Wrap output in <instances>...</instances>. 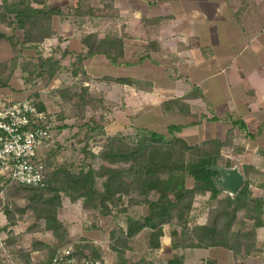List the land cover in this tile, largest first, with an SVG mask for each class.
I'll return each instance as SVG.
<instances>
[{
	"label": "crops",
	"instance_id": "obj_1",
	"mask_svg": "<svg viewBox=\"0 0 264 264\" xmlns=\"http://www.w3.org/2000/svg\"><path fill=\"white\" fill-rule=\"evenodd\" d=\"M86 1L94 9L77 16L75 8L78 0H46L48 7H58L61 13L52 17L55 33L45 37L42 42L59 44L63 50L68 49L70 53L65 55L67 57L75 50L84 49L83 34L119 31L124 38V53L127 54L129 50V58H125V54L122 58L125 62H112L103 68L108 58L101 53L83 60L88 73L96 64L102 75L108 73L113 78L128 77L133 80L131 83L112 80L117 91H120L118 99L113 102L117 104V109L128 111L130 116L141 112L142 118H154L153 123L159 119L162 131L172 123L184 124L176 135L188 143L200 142L207 137L200 135L194 142L188 141L187 133H183L185 128L191 126L204 130L206 124L211 126L212 123L222 128L225 123L229 129L239 127L234 120L242 119L249 129L246 133L253 134L258 147L264 148V0H110L112 10H109V0ZM34 5L42 6L37 2ZM5 27L12 26L5 24ZM143 45L146 49L141 53L139 47ZM142 55L145 56L142 58ZM176 98L188 104V112L181 111L175 105L174 108H166L165 102ZM198 111L207 115L201 120L190 119ZM197 120V123H193ZM116 121L120 122L119 119ZM150 122L141 124L151 129L150 124L153 123ZM251 127L258 128L259 132L251 131ZM215 136L222 137V134ZM260 195L264 197V189ZM65 205L69 206L68 203ZM90 209L96 212L93 215L99 220L101 217L98 215L102 212L92 207L85 208L87 211ZM110 214L102 213V216ZM2 216L3 212H0V237L4 239L1 238L12 258L22 263L16 251L19 246L31 252L32 262L47 258L45 249L56 244L55 237L51 236L53 233L47 231L45 234L53 237V241L38 238L33 234V229L15 230L19 226L15 220L6 224ZM113 217L118 216L114 214ZM206 221L207 216L204 220L200 217L196 222ZM65 222L72 236L78 233V223L68 219ZM125 222L124 227L108 228L96 223L82 228L83 233H79L82 239L101 249V256L106 261L104 264H130L142 257L147 264H167L176 254L184 256L185 264H230V261L231 264H264V225L257 228V248L244 255L221 245L186 246L178 250L167 244L162 236L158 247L150 246L148 241V249L156 252L139 253L138 256L131 254L135 250L132 240L123 259L112 245L114 234L110 230H126ZM97 229L109 233L111 250L117 252L113 254V260L105 257L106 245L102 242V234L95 232ZM27 234L34 235L31 236L33 242L44 241V249L33 248L32 241L26 240ZM9 236L17 239L16 242L7 241ZM168 251L170 255L167 257L165 254Z\"/></svg>",
	"mask_w": 264,
	"mask_h": 264
},
{
	"label": "rangeland",
	"instance_id": "obj_2",
	"mask_svg": "<svg viewBox=\"0 0 264 264\" xmlns=\"http://www.w3.org/2000/svg\"><path fill=\"white\" fill-rule=\"evenodd\" d=\"M108 5L109 10H112V2L110 0L108 1ZM0 11H4L2 4H0ZM6 18L8 17H5V19ZM4 20H2L0 16V96L8 98V101L32 98L36 100V103H43L46 106L45 110L56 116V122L54 124V126H56L54 128V141H52L51 145L42 150L41 153V157L46 164V170L51 173L58 166H66L72 170L93 166L97 169L98 174H101L105 166L129 167L137 159H140V157H137V159H116L112 161V157L108 156L105 158L103 152L104 150L106 151L112 148L133 149L137 145L138 139L142 133L140 128H148L141 123L144 125L149 124L150 121L153 123L152 120L155 119L148 118L147 120L145 117L142 118L141 112H137L136 115L133 114L130 116L128 115V111L122 108L117 109L115 107L117 104L113 102L118 99L120 91H117L116 85L112 82V76L108 73L102 75L96 64L91 68V73H88L84 68L83 62L77 59L78 53H85L84 49L75 50L71 56L65 57L62 56L63 48L58 50L59 44H46L43 43L42 40L23 44L22 39L24 31L20 29L12 31L13 27H5ZM43 27L44 26L39 25V27L33 31L32 35L40 37ZM12 32L17 38V44L15 46L10 43L8 38L1 35L2 33L12 34ZM116 32L119 33V31ZM145 49L143 45L139 47V52L143 53ZM51 53H55L57 57L61 58L60 66L57 69L58 71L50 79H48L49 75L47 74L38 77L36 70L40 67L41 58ZM128 56L129 50L128 53L125 54V58H129ZM111 63V60L106 59V63L102 67L109 66ZM75 70L78 72L74 73ZM104 70L108 71L109 69ZM4 81H6L7 84H2ZM114 113L116 115H114ZM205 114L207 115V113L198 111L195 113V116L190 119L198 118L201 120L204 118ZM116 119H119L120 122L116 121ZM156 121L150 124L152 125L151 129L165 132L169 139H171L172 135L168 133L167 129L165 131L161 130L163 126H160V120L158 119ZM63 124H67V126L62 127ZM198 128L199 131L196 132ZM248 131V128L245 130L238 126L228 129L225 123L222 128L216 126L215 123H212L211 126L206 124L204 130L200 129V127L190 126L183 130L185 135L187 133L188 141L194 142L195 138L200 135L207 138L202 139V141L200 140V142L189 143L193 146L191 148L183 147L180 142L174 143V140L172 141L173 144L170 143V146L175 151L176 156L185 159H197L204 152L211 151L218 157L217 162L219 164L226 165L230 163L231 166L236 164L239 165L246 178L250 180V187L253 193L260 195L261 190L264 189V148L258 147L254 140L255 136L246 133ZM251 131L255 133L259 132L258 128L255 127H251ZM210 132L212 133L210 134ZM220 133L222 137L215 136ZM210 135H212V137H210ZM213 138H217L222 142L221 147L219 143L212 141ZM208 141L210 143H207ZM125 179L127 181L126 188L123 189L122 192L115 193L113 197L108 200V204L111 208L110 213L117 215V218H114L111 214L102 216V213H100L98 216L101 218L99 220L95 219L93 214H96V212L92 209H90V211L85 210L86 207L84 206L83 198L75 202L65 192H61L62 202L58 208V218L62 220L63 223L66 219L78 223L77 227L79 231L75 235H71V237L67 236L66 240L69 241L60 244L70 241H81V233L79 232H82V228H89L92 224H100L102 228L111 226L124 227L128 215L143 216L147 214L148 202L146 199L153 198L155 196L154 191L142 193L133 175L126 176ZM104 180L105 176L98 175L96 178V186L103 189ZM188 180V185L192 186L193 178L188 177ZM31 193L32 189L20 187L16 184L0 187V212H3L2 217L4 218V222H6V224L11 222L8 216L9 210L14 216L13 220L19 225L15 230H20L21 228L23 231L33 226V234L35 236L37 235L38 238L45 237L53 241V237L51 236H54V234L50 237L45 235L47 231H49L50 234H52L53 231L44 227V221L38 224L35 223L36 214L33 212L32 208H28L25 211L21 210V208L27 204L28 196ZM45 194L48 196L50 193L46 192ZM206 194H196L192 206L189 209L184 206H178V208L174 209L172 219L163 224V234L161 237L163 236L167 244L176 248L173 244V237L171 234L174 229L178 231V236L175 238L180 241V245H183L177 247L178 250L184 249L188 244L197 242L195 238V235L199 232L197 228L198 223L196 222L197 219L199 220L200 217H203L204 220L206 216H209L208 214L211 215L213 210L221 205V200L210 203L208 201L209 193ZM64 202L68 203L69 206L65 205ZM73 204H76V206ZM182 210L184 211L183 215H181ZM247 215L248 212L244 209L238 212V223L233 226V231L240 229L239 222L242 220L249 221ZM17 219L21 220L17 221ZM64 225L68 226L66 222ZM97 230L95 232L97 235L102 234L104 239L102 242L106 245L105 250L107 254H105V257L109 260H113V254L117 252L111 250L109 233L103 232L102 229ZM32 235L27 234V242H30ZM1 238L2 237H0V257L5 258L6 256L3 255H7L10 258L11 264L17 262L16 259L11 257L3 241L4 239L2 238V240ZM132 240L135 244V252L133 251L134 253H131L132 256H138L139 253L144 252L149 254V251L153 253L156 252V250L152 251L148 249V229L141 232ZM113 242L121 247L122 241L118 242L117 238H113ZM31 243L33 246V241ZM69 244L74 245V243ZM255 247L257 248L256 245ZM48 248L45 249V252H47ZM39 249H44L43 244L39 245ZM262 252L264 256V249H262ZM37 254L40 253L38 252ZM165 255L168 257L170 252L168 251ZM102 259L105 261L104 257H102ZM231 262L232 261H230V264Z\"/></svg>",
	"mask_w": 264,
	"mask_h": 264
},
{
	"label": "trees",
	"instance_id": "obj_3",
	"mask_svg": "<svg viewBox=\"0 0 264 264\" xmlns=\"http://www.w3.org/2000/svg\"><path fill=\"white\" fill-rule=\"evenodd\" d=\"M41 3L42 6H35L34 3ZM4 11H0V16L6 25L13 27L12 31L19 28L24 31L22 42L28 43L31 41L44 40L55 33L52 27V17L54 14L61 13L58 7H48L46 0H3ZM94 8L90 7L88 1L78 0V6L75 8L77 16H83L87 11ZM8 15V16H6ZM44 26L41 30L40 37L32 35L33 31ZM8 38L10 43L15 46L17 38L12 34H1ZM85 53L79 54L77 59L82 61L94 54H104L114 64L125 62L124 57V38L123 35L116 31H105L103 34L100 31L85 33L82 36ZM61 46L58 50H61ZM70 53L68 49L62 50V56ZM145 55H142V58ZM61 63V58L55 53L48 56H43L40 60L38 77L44 74L49 75L48 79L52 78L58 71ZM48 65V66H47ZM47 67V68H46ZM78 71L75 70L74 73ZM113 80L131 83L132 79L128 77H111ZM2 84H7L4 81ZM1 86V83H0ZM40 109H45L46 106L40 102L37 103ZM179 106L183 112H188L189 107L181 99H172L165 102L166 108H174ZM214 117V116H213ZM199 120L194 121L197 123ZM234 124H239L240 128L246 129L245 121L235 119ZM67 126L63 124L62 127ZM184 124L172 123L168 125L167 131L172 135L169 139L165 132L149 128H140L141 135L137 145L133 149H110L104 150L103 156L112 157V161L130 160L137 157L129 167L105 166L104 171L98 174L95 167H81L79 170H72L66 166H58L51 173L46 170L44 183L42 185H27L14 183L17 186L32 189V193L28 196V202L21 208L22 211L32 208L36 214L35 223L38 224L44 221V227L53 231L56 239V244L49 247L47 250V258L37 262L31 261V252L23 246L17 248V252L22 258V263L16 264H53L52 258L60 246L74 243L76 252L82 256H93L102 258L101 249L94 243L81 238V241H70L67 236L71 237L69 228L64 225L63 221L58 218V208L62 202L61 192H65L73 201L83 198L85 207L99 209L103 214L111 212L108 200L115 193L122 192L127 186L126 176H135L142 193L154 191L153 198H147L148 213L143 216H127L126 230L111 229L114 238L117 241H122L121 247L117 244H112L118 250L119 256L124 259L126 249L131 247V241L138 233L145 228L148 229V241L150 246H160V237L163 234V224L169 222L173 217L174 209L178 206H184L188 209L192 206L193 199L196 194H206L209 192V202L213 203L216 200H221V205L213 210V213L207 216L205 223H198L199 232L195 235L196 243L186 246L208 247L221 245L232 249L235 253L244 255L255 250L257 228L264 225V197L253 193L250 187V180L246 178L245 183L235 193L230 194L221 189L215 179L218 172L208 168L213 163H218V157L211 151H206L197 159H185L176 156L175 151L171 148L170 143H182L183 147H193L184 138L177 136L176 131L180 130ZM56 127V126H55ZM233 130V129H231ZM230 130V131H231ZM249 134V133H248ZM253 135V134H252ZM214 142H222L213 138ZM207 143H210L209 141ZM219 147V148H220ZM147 152V153H145ZM225 166H231L227 163ZM244 173V172H243ZM98 175L105 176L104 188L100 189L96 186V178ZM188 177L193 178V185H188ZM46 192L50 194L46 196ZM244 209L248 212L247 219L249 221H241L240 229L233 231V226L238 223V212ZM8 210V216L13 222L14 216ZM184 214L182 210L181 215ZM34 229L33 226L28 228ZM173 244L175 247L180 245V241L175 237L178 236L177 230H172ZM17 239L9 236L10 243L16 242ZM33 248L39 247L43 242L34 241ZM253 246V247H252ZM5 258L0 257V264H11L10 258L7 255ZM127 262V261H126ZM147 261L142 257L130 264H147ZM167 264H185L184 256L180 254L170 258Z\"/></svg>",
	"mask_w": 264,
	"mask_h": 264
},
{
	"label": "built area",
	"instance_id": "obj_4",
	"mask_svg": "<svg viewBox=\"0 0 264 264\" xmlns=\"http://www.w3.org/2000/svg\"><path fill=\"white\" fill-rule=\"evenodd\" d=\"M55 122L56 116L40 109L32 98L8 101L0 96V187L44 183L46 164L41 153L54 141ZM52 263L104 264V261L82 256L73 244H66L58 248Z\"/></svg>",
	"mask_w": 264,
	"mask_h": 264
},
{
	"label": "water",
	"instance_id": "obj_5",
	"mask_svg": "<svg viewBox=\"0 0 264 264\" xmlns=\"http://www.w3.org/2000/svg\"><path fill=\"white\" fill-rule=\"evenodd\" d=\"M213 171L218 172L215 179L216 183L225 192L235 194L245 183L246 176L240 169L239 165L225 166L219 163H213L208 166Z\"/></svg>",
	"mask_w": 264,
	"mask_h": 264
}]
</instances>
